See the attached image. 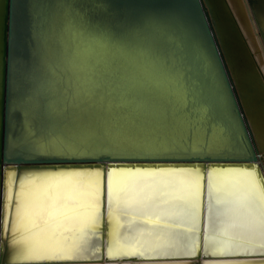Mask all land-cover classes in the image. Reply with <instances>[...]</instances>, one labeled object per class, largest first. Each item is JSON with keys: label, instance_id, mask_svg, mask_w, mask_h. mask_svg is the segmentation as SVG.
Instances as JSON below:
<instances>
[{"label": "snow or ice", "instance_id": "snow-or-ice-1", "mask_svg": "<svg viewBox=\"0 0 264 264\" xmlns=\"http://www.w3.org/2000/svg\"><path fill=\"white\" fill-rule=\"evenodd\" d=\"M63 15L54 18L49 5ZM112 0H12L8 54L0 55V168L6 173L0 205V264L16 261H62L82 258L66 255L59 247L38 250L32 217L43 218L51 209L70 207L82 214V233L106 234L115 211L121 216L137 211L156 199L150 188L125 184L112 166L102 185L103 166L85 170L82 188L73 186L63 197L53 180L42 190L29 188L32 181L18 173L46 167L42 162L62 158L183 159L190 167L167 169L168 174L192 177L186 197L200 196L201 170L195 161L220 159L235 149L234 127L214 118L200 102V91L181 56L162 41L157 18L145 14L130 19L115 13ZM89 4L84 8L78 5ZM55 63H49L50 58ZM161 153L165 155H161ZM258 170L259 166L256 165ZM139 169L136 170V173ZM129 171L127 175H135ZM156 168L145 174H164ZM80 172L50 176H79ZM252 177L251 172L245 173ZM113 176H116L115 181ZM13 226L5 230L3 218L14 203ZM238 198L253 202L264 226V175L253 177ZM65 201L61 204L60 201ZM107 205L108 217H104ZM113 228L109 259H144L146 252L124 244ZM70 230V229H66ZM9 231L13 233L8 239ZM200 246L190 240L184 255L199 264ZM207 252V248L202 249ZM157 252L155 258H167ZM91 258H97L93 253ZM98 258L103 259V255Z\"/></svg>", "mask_w": 264, "mask_h": 264}, {"label": "bare ground", "instance_id": "bare-ground-1", "mask_svg": "<svg viewBox=\"0 0 264 264\" xmlns=\"http://www.w3.org/2000/svg\"><path fill=\"white\" fill-rule=\"evenodd\" d=\"M213 28L217 43L231 83L237 95L247 126L256 159L253 164L239 165H207L201 170L200 196L195 201V211L192 201L186 197L190 190L192 177L187 174H168L167 169L185 166H119L118 173H123L120 179L129 186L155 189L156 199L147 206L137 205V211L118 217L109 222L106 234L82 233L80 223L84 216L77 214L70 207L51 209L46 216L32 217L37 228H32L35 234L38 250L46 247H59L64 254H77L78 259L62 261H16V264H190L184 255L188 250L190 240L196 238L200 246L199 264H264V226L261 217L254 212V204L246 198H238L237 192L244 191L249 181L264 175V40L258 24L252 13L250 0H201ZM7 0H0V55L5 56V38L7 25ZM264 25V12L260 13ZM54 64L55 58L49 60ZM235 149L242 151L239 142ZM244 147V146H243ZM256 165L259 166L258 170ZM117 166V165H115ZM8 165L4 164L3 168ZM190 167V166H188ZM0 168V205L6 191L4 180L6 173ZM112 167H107L100 176L102 185L107 183V173ZM156 168L165 169L164 174L149 175ZM80 169H28L33 175L24 171L18 173L20 179L32 181L29 188L42 190L53 180L58 181L57 191L63 197L66 190L82 188L88 179ZM139 172L136 173V170ZM131 171L135 175H127ZM80 172L79 176H50L51 173ZM251 172L252 177L245 173ZM116 176H113L115 181ZM14 203L9 214L3 218L5 230L13 226ZM61 204L65 201L61 200ZM0 207V211H2ZM104 217H108L107 205ZM119 232L118 239L124 244H135L146 252L144 259H109L107 251L114 244L113 228ZM70 229V230H66ZM13 233L9 231L8 239ZM4 234L0 231V246L4 244ZM207 252H203V248ZM157 252H166L167 258H155ZM93 253L97 258H91ZM103 255V259L98 258Z\"/></svg>", "mask_w": 264, "mask_h": 264}, {"label": "water", "instance_id": "water-1", "mask_svg": "<svg viewBox=\"0 0 264 264\" xmlns=\"http://www.w3.org/2000/svg\"><path fill=\"white\" fill-rule=\"evenodd\" d=\"M89 8V4L78 5ZM250 6L264 40V25L260 13L264 12V0H250ZM112 10L130 19H139L145 14L157 18L162 30V41L182 57L184 66L200 91V102L210 108L215 119L234 127V141L239 142L242 151L222 153L220 159L195 161L205 170L207 165L253 164L256 159L253 140L237 95L231 83L227 67L221 55L217 39L201 0H112ZM49 11L54 18L63 15L59 5L51 3ZM13 12L12 0H7V25L5 57L8 54L9 20ZM51 60L53 58H50ZM244 146V147H243ZM161 155H165L161 153ZM46 167L35 169H80L117 166H185L191 161L183 159H111L106 154L99 158H62L42 162Z\"/></svg>", "mask_w": 264, "mask_h": 264}]
</instances>
